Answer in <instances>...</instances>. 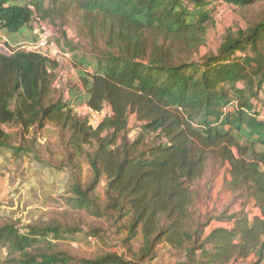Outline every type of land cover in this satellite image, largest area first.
<instances>
[{
	"label": "trees",
	"instance_id": "obj_1",
	"mask_svg": "<svg viewBox=\"0 0 264 264\" xmlns=\"http://www.w3.org/2000/svg\"><path fill=\"white\" fill-rule=\"evenodd\" d=\"M219 5L250 15L226 30L215 53L197 59ZM70 14L74 39L64 31ZM35 23L58 29L49 44L71 56L87 107L109 112L93 127L70 99H55V58L0 52V146L17 156L30 150L17 139L31 146L48 124L69 133L66 165L74 171L84 157L92 173L87 184L73 175L69 202L112 222L117 234L126 230V253L86 258L61 248L85 232L67 214L23 228L5 219L0 264H148L161 245L179 253L176 264H264V0H0L1 32L14 37ZM131 117L139 123L133 140ZM224 167L227 190L258 215L199 207L200 183ZM104 181L102 200L96 191ZM213 221L229 227L207 234ZM103 232L91 225L86 236Z\"/></svg>",
	"mask_w": 264,
	"mask_h": 264
},
{
	"label": "rangeland",
	"instance_id": "obj_2",
	"mask_svg": "<svg viewBox=\"0 0 264 264\" xmlns=\"http://www.w3.org/2000/svg\"><path fill=\"white\" fill-rule=\"evenodd\" d=\"M8 4H29L46 3L47 0H4ZM250 15L248 12L234 10L227 5H219L214 13V25L209 28L207 44L203 47L197 56V59L208 53H215L228 28L233 26H244V17ZM67 25L64 28L69 39L76 36L77 18L74 14L68 16ZM46 30L56 38L61 37V33L54 26L43 23ZM34 30L27 28L22 34L10 37L5 32L0 33V52L8 54L11 50L24 48L48 53L51 50L59 49L64 54L57 43L48 49L36 48V39L41 40L45 33L40 29L41 26L34 24ZM44 33V34H43ZM41 35V36H40ZM55 59L61 64L56 82L55 99L64 97L66 102L71 100L70 107L73 112L82 117L88 118L93 127H97L109 109L102 113L91 111L84 101V91L79 84L78 77L71 64V56L63 57L60 53L55 55ZM54 58V56H53ZM73 88V89H72ZM130 139H135L139 133V123L135 117L130 118ZM13 129V128H12ZM70 138L69 133H62L53 124H48L45 129L40 131L37 140L31 146L23 144L21 139H17L16 145L20 148L28 147L29 151L18 152L17 158L13 163L6 160L0 167L2 171L3 184L0 185V224L5 219L18 222L19 227L27 225H40L41 223L54 219L65 218L68 215L69 221L81 224L84 234H78L75 239L67 238L61 241L60 247L76 254L80 257L91 258L105 251H119L126 253L122 240L127 236V231L117 234L116 228L112 222L99 221L89 216L84 211H78L73 208L69 200L74 197L72 188L74 185V174L77 175L83 184H87L92 179V173L84 157H77L78 168L73 171L71 166L66 165L68 150L65 146ZM8 153L9 150H3ZM13 154V153H11ZM14 155V154H13ZM11 166V168H10ZM227 168L224 167L214 173L212 169L207 173L206 178L200 183L201 201L199 207L204 212L221 214L227 212L229 215L244 211L250 217L259 214V209L253 203H244L238 201L227 190L226 183L229 180ZM8 184H5L7 183ZM104 181L98 187L96 194L102 200L104 199ZM98 226L103 229L102 239L86 236L90 226ZM220 227H229L228 224L213 221L207 229L209 234L213 229ZM142 239L139 236L132 242L133 247L137 249L141 245ZM6 256V251L0 249V263ZM181 257L177 251L168 246L161 245L157 251V258L148 264H176Z\"/></svg>",
	"mask_w": 264,
	"mask_h": 264
},
{
	"label": "built area",
	"instance_id": "obj_3",
	"mask_svg": "<svg viewBox=\"0 0 264 264\" xmlns=\"http://www.w3.org/2000/svg\"><path fill=\"white\" fill-rule=\"evenodd\" d=\"M37 25H39V26H41V30L45 33V36L43 37V38H41V40H40V42H38V44H37V46H36V48L38 49H40V48H42V49H48V48H50L49 46H50V44H49V41L54 37L52 34L50 35V31L51 30H49V32H48V30H46V27L44 26V24L43 23H37ZM0 33H1V29H0ZM43 33V34H44ZM41 36V35H40ZM38 51H40V50H38ZM47 51H50L49 49L48 50H46V52ZM41 52V51H40ZM41 53H43V54H45V55H48L49 57H52L53 58V56H54V58H56L55 57V55H59L60 53L63 55V57H65V58H69L70 57V55L69 54H67V53H62V52H60L59 51V49H54V50H51V52H50V54H48V53H44V52H41ZM98 114V113H97Z\"/></svg>",
	"mask_w": 264,
	"mask_h": 264
},
{
	"label": "crops",
	"instance_id": "obj_4",
	"mask_svg": "<svg viewBox=\"0 0 264 264\" xmlns=\"http://www.w3.org/2000/svg\"><path fill=\"white\" fill-rule=\"evenodd\" d=\"M5 129H6V131H9V132L10 131L11 132L12 131H16V128L13 127V126L12 127H6ZM3 150H6V149L0 146V167L6 160H8L9 163H13L14 159L17 158L15 155L11 154L12 153L11 151H9L8 153H5V151H3ZM10 168H11V166H10ZM1 173H2V171L0 169V185H2L4 183L3 179H5V178L2 177L3 173L2 174ZM5 184H8V181ZM0 202H2V201H0Z\"/></svg>",
	"mask_w": 264,
	"mask_h": 264
}]
</instances>
